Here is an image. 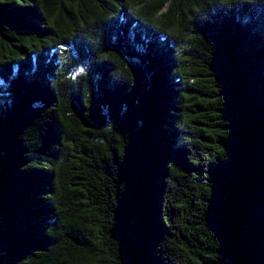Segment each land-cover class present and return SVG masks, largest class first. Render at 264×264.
Segmentation results:
<instances>
[{"label": "trees", "instance_id": "16d2710c", "mask_svg": "<svg viewBox=\"0 0 264 264\" xmlns=\"http://www.w3.org/2000/svg\"><path fill=\"white\" fill-rule=\"evenodd\" d=\"M0 264H264V0H0Z\"/></svg>", "mask_w": 264, "mask_h": 264}]
</instances>
